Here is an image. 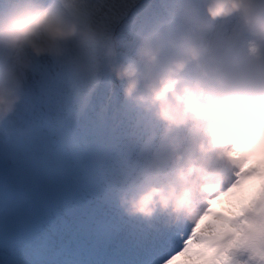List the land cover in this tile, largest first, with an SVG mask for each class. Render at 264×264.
I'll list each match as a JSON object with an SVG mask.
<instances>
[{
  "label": "clouds",
  "instance_id": "1",
  "mask_svg": "<svg viewBox=\"0 0 264 264\" xmlns=\"http://www.w3.org/2000/svg\"><path fill=\"white\" fill-rule=\"evenodd\" d=\"M83 7V0H0L6 153L37 157L13 147L31 140L32 125L10 124L38 62L80 79L104 73L151 123L141 163L114 192L122 216L153 232L195 230L184 254L166 264L244 258L242 249L264 242V0H170L167 26L144 30L130 47ZM37 162L64 165L47 156ZM26 200L23 189L0 185V218ZM42 248L32 252L35 264L45 259L35 255Z\"/></svg>",
  "mask_w": 264,
  "mask_h": 264
},
{
  "label": "snow or ice",
  "instance_id": "2",
  "mask_svg": "<svg viewBox=\"0 0 264 264\" xmlns=\"http://www.w3.org/2000/svg\"><path fill=\"white\" fill-rule=\"evenodd\" d=\"M83 3L84 16L103 24L129 47L144 30L169 23L170 0H145L140 6L138 0H83ZM32 75L39 76L34 83H38L46 103L62 88L67 91L70 108L54 122L47 119L35 122L26 118L24 106L10 126L30 124L34 132L27 144L13 146L14 150L25 156L47 150L49 159L64 161L58 172L71 174L81 188L94 195L95 201L88 204V220L80 226L86 237L97 243H108L121 235L128 238L130 243L119 244V249L134 251L135 257L102 264H166L179 259L196 239L194 229L153 232L142 223L123 217L114 202L116 188L126 181L132 167L142 161L147 147L144 133L151 127L148 118L122 101L120 85L104 73L80 79L54 62L40 61ZM32 91L30 86L25 94L30 96ZM229 227L225 225L226 229ZM242 251L244 258L228 256L223 264H264V242ZM35 255L46 258L47 249L43 247ZM65 264L83 262L67 260Z\"/></svg>",
  "mask_w": 264,
  "mask_h": 264
},
{
  "label": "rangeland",
  "instance_id": "3",
  "mask_svg": "<svg viewBox=\"0 0 264 264\" xmlns=\"http://www.w3.org/2000/svg\"><path fill=\"white\" fill-rule=\"evenodd\" d=\"M144 2L145 0H138V6L142 5ZM39 79V76H31V79L26 86L25 93L30 86H32L33 91L30 96L25 94L24 103L21 105L20 110L26 106V118L29 120L39 122L47 119L54 122L58 116L66 115L69 111L70 105L67 101V91L62 88L58 89L52 96L51 101L46 103L44 97L41 95V89L38 83H34V81L38 82ZM56 113L58 114L55 117ZM15 120L16 116L11 119V122ZM18 125L20 124L17 123L10 127L14 129ZM5 142L4 137L0 135V185L7 183L23 189L27 193V200L17 212L11 214L6 219L0 218V264H35L34 260L30 263L28 261L33 251L28 255L29 259L26 258V255L30 250L37 249L36 245L41 242L43 233L40 228V230H37V232L32 234L33 226H36V221L39 217L43 219V215L50 216V214L54 213L52 210L53 206L59 204L62 199L68 198V188L74 185V177L71 174H62L52 168L40 166L37 160L47 156V150L37 151V157L12 159L5 151ZM76 185H79L77 181ZM84 191L85 194L91 193L85 189ZM61 194L65 198L62 197ZM88 200L90 202L95 200L92 193L89 194ZM62 203L63 204L59 207L57 212L58 218L56 219V222L59 221L63 215L67 214L66 209L70 208L72 205L71 201ZM80 214L86 216L85 213H80L79 210L73 211L69 215V218L62 222L61 228L57 232L60 231L62 234L68 235L70 230L78 226L76 219ZM97 217H100L98 213ZM50 222H52V220H50ZM64 222H66V224L70 222L71 227H65ZM45 225L46 227L43 232L46 233L50 231V227H48V223H45ZM42 226H44L43 223ZM54 234L59 239L56 232H54ZM30 235L32 236L31 238ZM28 238L31 240L24 241ZM45 238L46 237L43 239ZM60 238L62 239L61 235ZM48 241L49 239H47L46 242ZM121 241L123 240H121L120 236L108 243H97L95 241L92 243L87 239L80 240L75 237L71 242L75 247H73L75 252L71 256L73 257V260H81L83 264H100L104 261H108V256L119 254V244H121ZM18 243H20L19 246L17 245ZM128 243H130V241L126 239V242L124 240L123 244ZM60 245L59 249L61 248ZM83 246H86L85 252L87 253L82 254L83 259H78L80 258L79 251L83 249ZM45 248L47 250H52V247L50 248L48 243L45 245ZM67 250L68 249L62 250L59 256L62 257V254L66 253ZM55 253L58 254L59 252ZM134 254H136L134 251L129 250L128 256L124 259H127L130 255ZM170 258L171 257H169V259ZM56 259L53 260V263L59 261L61 264H65L64 258ZM43 261L44 264L49 263L48 259L45 258L40 264H42Z\"/></svg>",
  "mask_w": 264,
  "mask_h": 264
},
{
  "label": "bare ground",
  "instance_id": "4",
  "mask_svg": "<svg viewBox=\"0 0 264 264\" xmlns=\"http://www.w3.org/2000/svg\"><path fill=\"white\" fill-rule=\"evenodd\" d=\"M94 196V195H93ZM64 226L65 227H67V228H69V227H71V224H70V222H68L67 224H66V222H64ZM71 229V228H70ZM67 235V234H66ZM29 240H31V239H29ZM76 240V239H75ZM75 242V241H74ZM78 243V242H77ZM75 244V243H74ZM75 248V247H74ZM89 248V247H88ZM87 248V249H88ZM50 250V249H49ZM85 250H86V246H83V249L81 250V251H79L80 252V258H78V259H83V256H82V254H86L87 252H85ZM68 251V250H67ZM64 252H66V251H64ZM94 254V253H93ZM97 255V254H96ZM98 256H99V254H98ZM93 258V257H92ZM57 260V259H56ZM81 261V260H80ZM103 261V260H102ZM27 263V262H26ZM29 263H30V261H29Z\"/></svg>",
  "mask_w": 264,
  "mask_h": 264
}]
</instances>
